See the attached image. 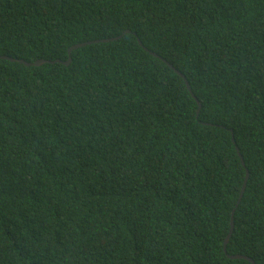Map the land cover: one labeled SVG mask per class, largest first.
<instances>
[{
	"label": "trees",
	"instance_id": "16d2710c",
	"mask_svg": "<svg viewBox=\"0 0 264 264\" xmlns=\"http://www.w3.org/2000/svg\"><path fill=\"white\" fill-rule=\"evenodd\" d=\"M0 55V264H264V0H0Z\"/></svg>",
	"mask_w": 264,
	"mask_h": 264
},
{
	"label": "water",
	"instance_id": "95a60500",
	"mask_svg": "<svg viewBox=\"0 0 264 264\" xmlns=\"http://www.w3.org/2000/svg\"><path fill=\"white\" fill-rule=\"evenodd\" d=\"M118 38H120V36H115V37H112V38H103V39H99V40H95V41H94V40H90V41H87V42H82V43L74 44V45H72V46L68 49V55H69V58H68V61H66L65 63L68 64V62H70V60H71L70 53H71L74 49H76V48H79V47H82V46H85V45H88V44H92V43H97V42H104V43H106V42H109V41L117 40ZM0 58H8V59H11V60H15V61H16V59H14V58H12V57H9V56H7V55H0ZM19 61H20V62H25V64H29V65H31V64H33V65H41V64L44 63V62H57L58 60L50 61V60L38 59V60H36V61L33 62V63H32V62L25 61V60H19ZM177 71H178V70H177ZM178 73L181 74V75L185 78V76H184L180 71H178ZM185 79H186V78H185ZM186 83H187V86H188L189 89H190V86H189L187 80H186ZM193 95H194V94H193ZM198 103H199V107H200V106H201V102H200L199 100H198ZM239 156H240V158H241L242 163L245 164L242 155H239ZM248 178H249V172H248V170H247L246 178H245V180H244V185H243V187H242V189H241L240 199H239L238 203L240 202V200H241V198H242V196H243V194H244V191H245V189H246V185H247ZM233 226H234V220H233V217H232V218H231V230H230V233H229L228 237H227L226 240H225V245L227 244V242H228V240H229V238H230V236H231V234H232V231H233V229H234ZM224 248L226 249V246H224ZM231 257H233V258H246V259H249L250 261H252V262L254 263V260H252V258H250V257H248V256H245V255L236 254V255H231Z\"/></svg>",
	"mask_w": 264,
	"mask_h": 264
},
{
	"label": "clouds",
	"instance_id": "9594fccd",
	"mask_svg": "<svg viewBox=\"0 0 264 264\" xmlns=\"http://www.w3.org/2000/svg\"><path fill=\"white\" fill-rule=\"evenodd\" d=\"M52 63H55V62H52ZM245 162V161H244ZM243 185H244V183H243ZM247 186V185H246ZM243 187V186H242ZM245 192V191H244Z\"/></svg>",
	"mask_w": 264,
	"mask_h": 264
}]
</instances>
